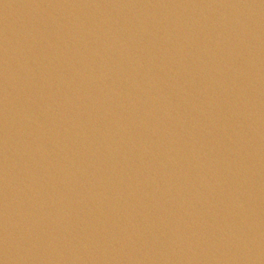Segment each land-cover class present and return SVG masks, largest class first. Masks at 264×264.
I'll return each instance as SVG.
<instances>
[{
	"label": "water",
	"instance_id": "95a60500",
	"mask_svg": "<svg viewBox=\"0 0 264 264\" xmlns=\"http://www.w3.org/2000/svg\"><path fill=\"white\" fill-rule=\"evenodd\" d=\"M0 264H264V0H0Z\"/></svg>",
	"mask_w": 264,
	"mask_h": 264
}]
</instances>
